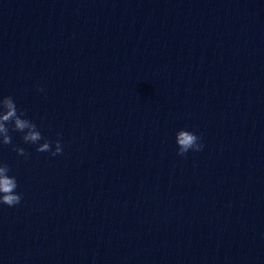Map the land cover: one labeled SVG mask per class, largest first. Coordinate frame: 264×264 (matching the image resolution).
Listing matches in <instances>:
<instances>
[{
    "label": "water",
    "instance_id": "1",
    "mask_svg": "<svg viewBox=\"0 0 264 264\" xmlns=\"http://www.w3.org/2000/svg\"><path fill=\"white\" fill-rule=\"evenodd\" d=\"M3 96L0 264H264V0H0Z\"/></svg>",
    "mask_w": 264,
    "mask_h": 264
},
{
    "label": "clouds",
    "instance_id": "2",
    "mask_svg": "<svg viewBox=\"0 0 264 264\" xmlns=\"http://www.w3.org/2000/svg\"><path fill=\"white\" fill-rule=\"evenodd\" d=\"M37 91H43L38 88ZM11 131L23 133L22 140L25 143L37 145V152H49L52 156H56L62 152L60 140L49 142L42 135L37 125L31 120L25 118V113L18 110L17 105L11 96L0 97V145H9L12 138L9 134ZM59 135V134H58ZM43 140V143H38ZM175 143L177 145V155L184 156L190 150L199 152L203 149L200 143V137L188 130H180L176 133ZM52 144L55 145L54 150ZM18 155L27 157V153L23 148L14 147ZM11 169L8 164L0 162V204L13 207L20 203L22 197L17 193L18 187L16 177L9 175Z\"/></svg>",
    "mask_w": 264,
    "mask_h": 264
}]
</instances>
